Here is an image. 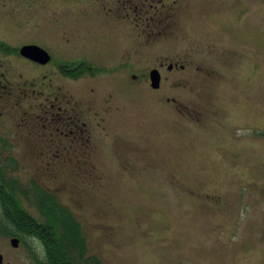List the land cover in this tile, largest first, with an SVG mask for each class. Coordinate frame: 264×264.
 I'll list each match as a JSON object with an SVG mask.
<instances>
[{
	"label": "rangeland",
	"instance_id": "obj_1",
	"mask_svg": "<svg viewBox=\"0 0 264 264\" xmlns=\"http://www.w3.org/2000/svg\"><path fill=\"white\" fill-rule=\"evenodd\" d=\"M128 1L32 5L55 60L98 69L0 58L6 179L54 194L102 264H264V0ZM16 234L0 264L45 258Z\"/></svg>",
	"mask_w": 264,
	"mask_h": 264
},
{
	"label": "trees",
	"instance_id": "obj_2",
	"mask_svg": "<svg viewBox=\"0 0 264 264\" xmlns=\"http://www.w3.org/2000/svg\"><path fill=\"white\" fill-rule=\"evenodd\" d=\"M7 173V172H6ZM15 178V177H14ZM29 209L38 212L35 217ZM0 232L38 240L45 249V258H35V264H102L89 255L81 224L70 210L49 191L32 180L22 185L15 179L7 180L0 165Z\"/></svg>",
	"mask_w": 264,
	"mask_h": 264
},
{
	"label": "flooded vegetation",
	"instance_id": "obj_3",
	"mask_svg": "<svg viewBox=\"0 0 264 264\" xmlns=\"http://www.w3.org/2000/svg\"><path fill=\"white\" fill-rule=\"evenodd\" d=\"M43 1L44 0H0V58L14 57L25 63L35 64L40 69H45L47 68L46 66L49 67L50 65H53L56 67L58 72L65 75L67 78H75L82 76V74L85 75L88 73H95L98 66L85 61L86 59L81 57L79 58L80 60L75 61H67L64 59L55 60L54 54H52L50 50L48 51L46 46L43 47V41L46 39L44 36L45 32L42 31V36V34L36 35V31H31V19L34 17L33 12L31 11V8H33L32 5H36ZM130 1L131 0L128 2ZM28 12L31 14H28ZM21 14H23V16H21ZM142 15L143 14H141V17ZM119 24H121V22ZM24 25H26V27L23 32L20 33V30H17L16 33H13V31H15V27L20 29L21 26ZM111 27L110 23L106 24L107 29H105V25H103V32H107L109 36H111L109 32ZM16 34L17 36H15ZM35 38L40 39L41 42H36L34 40ZM87 40L88 39L85 38L84 42ZM12 42L20 44L19 46H14ZM25 47H36L38 51L30 50V53L27 55L26 53H23V49ZM168 69L172 70L173 65H169ZM4 76H6V73L0 71V77L2 78ZM63 125L67 126V123H63ZM61 135L70 136L69 133L65 134L63 132H61ZM12 239L18 238L15 237ZM1 257L2 256H0V258Z\"/></svg>",
	"mask_w": 264,
	"mask_h": 264
},
{
	"label": "water",
	"instance_id": "obj_4",
	"mask_svg": "<svg viewBox=\"0 0 264 264\" xmlns=\"http://www.w3.org/2000/svg\"><path fill=\"white\" fill-rule=\"evenodd\" d=\"M30 50L38 51L36 47H25L23 49V53H26L28 55L30 53ZM151 82H152V87L154 89H158L160 87L161 77L157 70H154L153 72H151ZM11 243L16 247L19 244V240L12 239ZM0 260H2V257L0 258Z\"/></svg>",
	"mask_w": 264,
	"mask_h": 264
}]
</instances>
